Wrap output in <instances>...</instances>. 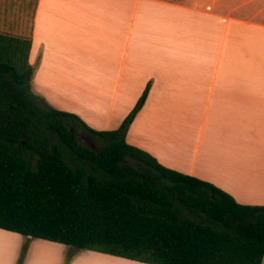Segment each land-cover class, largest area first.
<instances>
[{
    "label": "crops",
    "instance_id": "crops-1",
    "mask_svg": "<svg viewBox=\"0 0 264 264\" xmlns=\"http://www.w3.org/2000/svg\"><path fill=\"white\" fill-rule=\"evenodd\" d=\"M0 36L31 43L37 94L92 130L119 129L149 88L127 143L264 206V0H0ZM0 241V264H18L25 240ZM72 253L35 239L24 264ZM68 264L148 263L85 250Z\"/></svg>",
    "mask_w": 264,
    "mask_h": 264
},
{
    "label": "trees",
    "instance_id": "trees-1",
    "mask_svg": "<svg viewBox=\"0 0 264 264\" xmlns=\"http://www.w3.org/2000/svg\"><path fill=\"white\" fill-rule=\"evenodd\" d=\"M21 43L30 51L0 36V229L148 264L263 263L264 206L240 205L127 143L149 88L119 129L92 130L33 93Z\"/></svg>",
    "mask_w": 264,
    "mask_h": 264
},
{
    "label": "rangeland",
    "instance_id": "rangeland-1",
    "mask_svg": "<svg viewBox=\"0 0 264 264\" xmlns=\"http://www.w3.org/2000/svg\"><path fill=\"white\" fill-rule=\"evenodd\" d=\"M17 48H18V51L20 50V49H22V51H23V49H24V51H23V54H20V57L23 59L24 57H23V55L25 56V55H27L28 54V52L30 53V51H28V49H27V46L24 44H19V46L17 45ZM31 49V48H30ZM29 56V55H28ZM29 58V57H28ZM21 59V60H22ZM28 65H29V63H28ZM30 66V65H29ZM32 67V66H31ZM33 68V74H32V76H31V84H32V91H33V93L36 95V96H38L40 99H43L41 96H39L38 94H37V92H36V90H35V88H34V86H33V77H34V74H35V69H34V67H32ZM39 99V100H40ZM44 100V99H43ZM45 101V100H44ZM46 102V101H45ZM47 103V102H46ZM48 105H50L51 107H52V104H49V103H47ZM53 106H55V105H53ZM76 125V128H77V133H78V135H79V139H80V142L83 144V145H85V146H87V147H90V148H92V149H94V150H100V148L102 147V144H103V142L99 139V138H97V137H95V136H93V135H90V134H88L85 130H84V128H82L80 125H78V124H75ZM24 240H25V242H24V244L22 245V247H21V251H20V257H19V260H18V264H24V262H25V260H26V255H27V253H28V247H29V244L32 242V240H35V239H32V238H29V237H24V236H22V235H20ZM70 249L71 250H73L74 251V253H72L71 255L69 254L68 256H67V260H66V264H68L69 263V258L70 257H74V255L76 254V253H78V252H81V251H76V249H74V248H72V247H70Z\"/></svg>",
    "mask_w": 264,
    "mask_h": 264
},
{
    "label": "bare ground",
    "instance_id": "bare-ground-1",
    "mask_svg": "<svg viewBox=\"0 0 264 264\" xmlns=\"http://www.w3.org/2000/svg\"><path fill=\"white\" fill-rule=\"evenodd\" d=\"M3 237V236H2ZM5 237V236H4ZM8 238V237H7ZM6 237L4 238V239H7ZM2 242H4V241H2ZM0 243H1V241H0Z\"/></svg>",
    "mask_w": 264,
    "mask_h": 264
},
{
    "label": "water",
    "instance_id": "water-1",
    "mask_svg": "<svg viewBox=\"0 0 264 264\" xmlns=\"http://www.w3.org/2000/svg\"><path fill=\"white\" fill-rule=\"evenodd\" d=\"M29 238H31V237H29Z\"/></svg>",
    "mask_w": 264,
    "mask_h": 264
}]
</instances>
